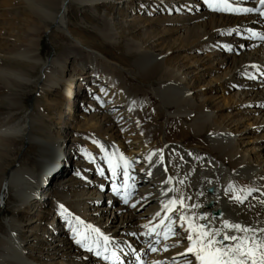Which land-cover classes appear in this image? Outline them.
<instances>
[{
  "label": "bare ground",
  "instance_id": "obj_1",
  "mask_svg": "<svg viewBox=\"0 0 264 264\" xmlns=\"http://www.w3.org/2000/svg\"><path fill=\"white\" fill-rule=\"evenodd\" d=\"M27 1L29 2L26 3V9L31 16L60 29L74 42L75 47H81V43L69 35L65 27L66 0ZM69 1L84 7H90L92 3H108L107 0H68V3ZM146 1L153 4V9L165 13L164 24H172L175 26V31L177 29L181 32L175 38L180 39L184 45H193L189 51V54H193L190 56V62L178 68L170 67L169 63L167 64V61H170L167 58L169 52H159L161 48L145 52L140 48V44L132 42L130 43L132 47L128 48L127 53L137 55L132 61L134 70L125 71L91 50L88 52L91 73H82L83 78L80 82V85L82 82L86 84L84 89L93 83L95 78L101 84L100 89L95 88L97 95V98H94L95 101L86 103L92 111L93 105L104 101L100 110L105 115L103 114L104 117L91 115L93 117L88 126L94 127L98 122L108 126L110 134L116 132L115 129L118 127L122 129H118L120 132L116 135V140L100 139V141L105 149L104 153L115 154L117 158L123 154L132 161L131 174L135 176V190L128 204L123 203L113 194L112 182L121 183L123 177L122 174L112 177L108 171L107 162L96 165L103 171V175L99 179L93 178L90 188L82 183L78 184V181L71 176L62 179L63 182L56 180L58 182L54 184V190L60 199L57 200L53 189L43 184L41 176L46 168L48 172H56L57 166H54V163L51 164V159L56 156L54 152L59 146L58 139L46 141L36 138L29 133L31 128L28 124L21 126L11 123V125L0 124V149L5 146L6 137L13 140L16 136H24L28 143L36 145L39 149V157L34 163V169L19 166L7 171L0 178L2 195L8 191L14 209L20 212L28 207L33 199L40 198L45 201L42 204H50L52 199V202L55 203L57 200L65 207V204L70 202L69 197L66 196V190L75 187L74 184H76L81 188L77 190L70 207L80 216L66 209L75 219L80 217L86 220L87 224L100 229L99 225H96L98 223L96 217H91V213L88 212L97 197V189H104L97 198H106L105 206L112 207L111 216L117 221L116 225H102L106 231L100 230L103 234L109 235L114 242L116 240L112 245L114 248L111 247L110 250L117 253L123 264H136L137 258L141 259L142 264H169L173 257L179 259L178 254L184 252L187 246L184 229H179L178 235L167 241H164L161 235L159 244H155L157 239L155 235H141L147 232L148 227L158 224L159 219L163 217L161 213V217L154 218L156 212L160 211L159 201L165 199V196L161 195L162 190L172 186L166 183L169 177L172 178L173 185L192 197L190 203L201 205L199 209H193V213L202 211H207L209 215L223 213L225 218L264 227V204L261 203L264 200V196H261V192H264V80L261 79L264 78V42L249 39L248 31L264 33V18L259 17L257 13L248 16H232L233 13L212 11L204 5L203 0H123L122 4L130 7L131 21L140 19L138 6ZM229 2L239 7H254L258 4V0H229ZM179 13L182 15H177ZM147 30L142 29L143 36L149 32ZM169 31L171 30L163 28L160 32L164 35ZM218 34L229 37L217 38ZM236 35L244 39H238ZM201 43H208L210 47V53L206 57L197 54ZM225 46L229 47L230 51L239 50L240 52L237 55L227 54L228 50H225ZM34 56L35 54H31L30 51H18L16 54L19 62L32 64L30 69L37 65L33 59ZM97 61H100V65ZM63 64V60L45 63L41 68L44 72L42 81L52 84L54 72L50 71L49 67L53 65L52 67L59 66L61 69ZM251 65L258 67L253 69ZM222 67L225 68L220 70ZM219 71H221L220 74L212 76ZM0 73L1 77L8 73L10 75H7L8 77L23 79L20 78L21 72L18 70L6 72L2 70ZM122 73L131 77L138 75L142 79L145 77L149 79L156 75V86L150 89V95L158 101V110H155V113L163 111L164 119L161 123L155 122L154 119L141 122L136 97L128 95L127 87L125 88V83L121 79ZM249 74L257 80L251 81L253 79L248 78ZM205 77L210 78L204 80ZM27 81L28 78H24V82ZM74 96L79 98L74 99L78 103L86 99L81 92H76ZM168 120H176L180 124L182 120L185 121L172 140L169 139L170 135H165V124ZM188 138L192 139L191 144H183L189 140ZM88 147L93 159L100 161L101 159L98 160V158L101 151L94 146ZM150 153L153 154L151 161L145 159ZM79 155L83 158L82 153ZM161 155L163 164L158 163ZM165 168L168 169L167 173L164 172ZM49 174H46L47 177ZM59 174L61 176L62 172H57L56 177ZM107 179L110 180L109 185L103 187V182ZM179 181L183 183L179 184ZM59 182L62 186L57 184ZM229 184L237 189L253 188L256 191L248 197L244 205L238 206L230 202L224 193V189ZM37 190L39 192L44 190L39 197L36 196ZM168 195L170 196L171 193ZM109 197H115L112 201L117 199L119 202L113 206V203L107 199ZM105 206L99 210H105ZM56 208L55 206L54 210ZM97 212L98 209L95 213ZM60 214L61 211L55 220L52 217V221L45 225L57 226ZM84 216H88L87 219H84ZM64 222L67 226L69 225L67 221ZM72 223L81 230L86 228L83 224L77 225L74 219L71 220ZM6 227L8 235L0 244V264H101L86 253L79 254V246L74 244L67 233H64L66 228L64 231L60 230L58 237L51 236L52 241H43L41 252H39L40 258L38 254L34 255L33 259H29L23 253L25 250L20 247L23 236L19 224L12 218L6 222ZM139 229L144 230L139 232ZM26 231L30 230H24ZM177 240L181 241L178 247L174 246ZM134 242H137L135 255L128 247V245H134ZM150 245L156 247L157 251H150ZM165 245H167V251L163 250ZM37 258L38 263L35 261ZM100 260L104 264H110L109 261ZM180 264H183L182 260Z\"/></svg>",
  "mask_w": 264,
  "mask_h": 264
},
{
  "label": "rangeland",
  "instance_id": "obj_2",
  "mask_svg": "<svg viewBox=\"0 0 264 264\" xmlns=\"http://www.w3.org/2000/svg\"><path fill=\"white\" fill-rule=\"evenodd\" d=\"M107 1L108 3H92L90 7H84L72 1L68 3V0H66L65 27L68 34L81 43V47L78 48L73 45L74 42L63 31L56 29L47 22H40L31 16L26 9V3L29 1L0 0V70H5V72L18 70L21 72L20 78H23L19 79L15 77V79L14 77H8L10 76L8 73V76L1 77L0 75V124H16L19 126L28 124L31 128L29 133L32 136L46 141L58 139L59 146L54 152L56 156L51 159V164L54 163V166H57L56 172L52 171L53 169L51 170L52 172H48L46 168L41 176L43 184H47V188L53 189V193L56 192L54 190V184L58 182L56 180L63 182L66 177L70 176L78 181V184L82 183L84 186L90 188L93 184V178L99 179L100 176L102 177V175L98 174V171H91L98 170L99 167H96V165L106 161L103 158L105 153L102 152H100L98 158V160H101L95 161L88 146H102L100 139L106 141L116 140V135L120 132L119 130H122L118 127L115 129L116 132L110 134L108 126H104L98 122L94 127L88 126L93 117L91 115H101L103 117L105 115L100 110L104 105V101L93 105L91 107L92 111L89 104L86 103L87 101L94 102V98H97L95 92L101 86L98 83V79L95 78L93 83L85 89L86 84L82 82L80 85L83 78L82 73H91V61L88 52L91 50L95 51L125 71L134 70L132 68V61L137 55L127 53L128 48L132 47L130 44L132 42L140 44V48L145 52L156 51L160 48L159 52H169L167 53V58L170 61H167V64L169 63L168 65L174 68H178L183 64L186 65L190 62V56H193V54H189V51L192 49L190 47L193 45H184L180 39L175 38L181 32L177 29L175 31V26L172 24H164L165 13L153 9V4L150 1H146L138 6V12H140V19L138 21L130 20V7L128 8L123 5V0ZM146 9L150 11H145ZM186 13L190 14L191 12ZM252 14L233 13L231 15L248 16ZM177 15H182V13ZM106 18L107 20H105ZM163 28L170 29L171 31L165 32L166 34L164 33L163 35L160 32ZM142 29H148L147 31L149 32L143 36L141 33ZM105 37L110 40H107ZM216 37L228 38L229 36L218 34ZM235 37L241 40L244 39L238 35ZM173 38L177 41L173 40ZM253 41L262 42L258 39H253ZM207 44H200V49L197 52L198 56L206 57L209 55L210 47ZM18 51H30L31 54H35L33 59L37 65L32 67L33 69H30L32 64L25 63L24 61L19 62L16 58ZM239 52V50H234L228 51L227 54L237 55ZM60 60L64 61L61 69L59 66L52 67V65L49 67V70L54 72L52 73V84L43 82L42 74L44 72L41 71V68L44 64ZM99 62L97 61L98 65H100ZM223 68L225 67H222L220 70ZM220 73L221 71L216 72L212 76ZM26 77L28 81L24 82V78ZM155 77L156 75L151 76L149 79L146 77L142 79L138 75L131 77L126 73L121 74L125 88H128H126L128 95H135L136 97V105L138 112L141 114V122L152 121L154 119L155 122L161 123L164 119L163 111L158 112V114L155 113V110H158V101L150 95V89L156 86ZM210 77H205L204 80ZM261 79L264 80V78ZM255 80L257 79L255 78L251 81ZM78 83L79 85H77ZM76 92H81L85 95L86 99L78 103L74 100L79 99L74 96ZM79 114L84 115V117L79 116ZM68 117L69 119H67ZM184 123V120H182L181 124L176 120H168L165 124V135H170V140L174 139V134ZM16 137L13 140L6 137L4 148L0 149V178L7 171L14 170L19 166L34 169V163L39 157V149L36 145L28 143L24 136ZM190 141L192 139L183 142V144H191ZM97 148L100 151V148ZM79 153L83 154V158ZM85 153L89 154L87 159L85 158ZM63 157L67 158V162L63 160ZM79 164L80 166H78ZM82 166L84 168H81ZM47 172L50 173L47 178H52L48 179V183L44 179L45 175L48 174ZM57 172H62L61 176L59 174L56 177ZM109 182V179L105 180L103 187L108 186ZM57 184L60 186L61 183ZM74 185L75 187L67 188L66 190V196L69 197L70 202L65 204V208L75 213L76 216H80L75 209L70 207L77 190L81 188V186ZM103 191L104 189L102 188L100 190L97 189V197ZM41 194L42 191L36 193V196L39 197ZM55 197L57 200H60L58 194ZM97 197L94 199V204L91 206L92 208H89L90 212L88 213H91V217H96L98 222L96 225H99L101 230L106 231L102 225H116L117 219L111 216L112 207L105 206L106 198ZM0 198V244H2L3 238L8 235L6 222L12 218L20 226V232L23 236L20 247L25 250L23 253L29 259H33V256L38 254V258H40L41 253L39 252H41L43 241H52L50 239L51 236L55 235L58 237L60 230L64 231L65 228L64 233H67L69 238L74 242L72 227H75V225L72 223L70 227V225L67 226L64 222L73 219L76 221L74 217H66L60 214V220L57 219V226L45 225L47 222L52 221V217L55 220L56 216L60 213L59 206L61 204L57 200L55 203L51 201L50 204H42L45 202L44 200H42L43 202H39L40 199H33L28 207L17 212L14 209V204L8 191L2 195V189L0 188ZM114 198H107L113 203V206L119 202L117 199L112 201ZM55 206L57 207L56 210H54ZM103 206L106 209L99 210ZM96 209H98L97 213H95ZM84 217V219H87L88 216ZM80 220L84 222V226L90 225L86 223V220L81 218ZM144 229H139V232ZM24 230L30 231L24 232ZM107 236L110 237L109 235ZM74 244L76 243L74 242ZM136 246L137 242H134L132 247L136 249ZM83 253L104 264L99 258L79 247V254ZM38 258L35 259L36 262Z\"/></svg>",
  "mask_w": 264,
  "mask_h": 264
},
{
  "label": "snow or ice",
  "instance_id": "obj_3",
  "mask_svg": "<svg viewBox=\"0 0 264 264\" xmlns=\"http://www.w3.org/2000/svg\"><path fill=\"white\" fill-rule=\"evenodd\" d=\"M205 6L212 11H224L229 13H257L259 17L264 18V0H258V4L254 7H239L233 6L229 0H203ZM250 32V39H258L264 42V33ZM225 50L231 49L225 46ZM256 69L257 65H251ZM250 79H255L249 74ZM102 153L105 149L97 145ZM85 153V158H88ZM152 153L146 160L151 161ZM108 165V171L112 177H117L122 174L123 180L121 183L112 182L113 194L118 196L120 200L128 204L129 199L135 190V176L131 174L132 161L127 159L123 154L118 158L115 154L104 157ZM159 164H163V156L161 155ZM167 173L168 169L165 168ZM98 174L103 175L102 170L98 169ZM79 175V173H77ZM149 175L151 173L149 172ZM169 185L166 190H162L161 195L165 199L159 201L160 211L156 212L155 217H163L159 219V223L154 227H148L147 232L141 233L144 236L155 235L157 239L155 244H159V239L162 235L164 241L178 235L179 229L185 230L184 239L187 241V246L183 253L178 254L179 259L173 257L169 264H264V227H256L247 222H239L231 218H225L223 213L209 215L207 211L193 213V209H199L200 204L190 203L192 197L186 195L179 187L173 185L172 178L169 177L166 181ZM182 184L183 181H179ZM256 191L253 188L237 189L234 185L229 184L224 193L228 196L230 202L238 206L245 204L246 200L252 193ZM168 193H171L169 196ZM203 195V193H199ZM264 196V192H261ZM264 204V200L261 201ZM135 207V205H132ZM61 214L70 216L71 213L63 206H59ZM178 222V226H177ZM71 226V220L68 221ZM84 222L79 217L76 218V224L82 225ZM146 227V226H145ZM74 242L82 249L89 253H93L96 257L109 261L110 264H123L120 257L115 251H111L112 245L115 243L107 235H104L99 228L86 226L84 230L78 227H72ZM180 240L176 241L174 246H179ZM118 247V245H117ZM132 254L135 255V249L132 245H128ZM122 250V249H121ZM149 250L156 252L157 248L149 246ZM164 251H167L165 245ZM191 258V259H190ZM136 264H141V259L137 258Z\"/></svg>",
  "mask_w": 264,
  "mask_h": 264
},
{
  "label": "water",
  "instance_id": "obj_4",
  "mask_svg": "<svg viewBox=\"0 0 264 264\" xmlns=\"http://www.w3.org/2000/svg\"><path fill=\"white\" fill-rule=\"evenodd\" d=\"M1 199V198H0ZM216 214H218V213H215L214 215H216Z\"/></svg>",
  "mask_w": 264,
  "mask_h": 264
}]
</instances>
